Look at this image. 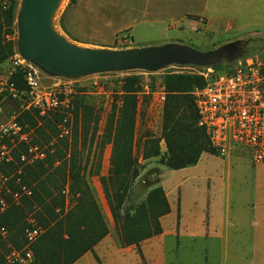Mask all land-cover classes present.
<instances>
[{"label": "rangeland", "instance_id": "1", "mask_svg": "<svg viewBox=\"0 0 264 264\" xmlns=\"http://www.w3.org/2000/svg\"><path fill=\"white\" fill-rule=\"evenodd\" d=\"M29 1L18 0L11 36L15 55L0 65V137L10 130L14 135L20 131L16 128L20 114L37 110L36 106L57 105L61 95L82 96L100 115L99 146L96 142L80 152L89 164L86 179L109 234L79 264H99L97 259L101 264H155L154 252L159 249L163 252L159 264L248 263L250 220L254 206L264 204V167L253 164L251 158L239 162L205 154L198 165L174 171L161 162L167 152L164 143L159 158L145 161L143 151L148 134H162L167 75L225 73L246 61L264 58V0H59L49 16V28L76 48L116 54L172 48L153 68H97L83 74L68 73L56 62L23 53V13ZM218 63L223 66L216 68ZM18 69L26 72L29 90L14 94L10 78ZM130 76L141 79L142 92L136 132L138 176L126 207L134 209L152 190L163 188L175 212L163 220V236L123 249L101 182L110 172L113 152L112 143L102 142V137L114 104L119 103L123 81ZM67 134L71 137L72 131L62 132V136ZM19 139L27 140V136ZM9 153L0 148L1 156ZM237 164L247 171L243 180L236 176ZM181 214L189 229L182 230ZM208 217L209 233L222 239L211 241L206 259ZM191 235L199 239L194 245L189 241ZM144 249L152 252L149 260L140 257ZM15 252L22 255L24 250Z\"/></svg>", "mask_w": 264, "mask_h": 264}, {"label": "trees", "instance_id": "2", "mask_svg": "<svg viewBox=\"0 0 264 264\" xmlns=\"http://www.w3.org/2000/svg\"><path fill=\"white\" fill-rule=\"evenodd\" d=\"M17 7L18 0H1L0 65L15 55L11 36ZM25 75L18 69L10 78L19 93L29 90ZM205 84L202 75L165 77L162 134L146 136L145 161L162 156V143L167 152L161 162L174 171L198 165L204 154L217 155L199 126L193 96L194 90ZM141 92L139 77L124 79L119 103L114 104L102 137V142L112 143L113 152L110 172L101 182L123 249L140 247L162 235V219L172 212L163 188L152 190L134 209L126 207L138 176L136 132ZM2 100L0 95V104ZM60 100L68 101V107L44 115L35 109L23 112L16 119L20 131L0 137V148L10 151L0 155V264H13L10 259L16 250H30L34 256L31 264H76L94 253L109 234L86 179L89 164L80 152L96 142L99 146L100 115L77 94L62 95ZM67 130L72 131L71 137L62 136ZM25 135L27 140L21 141L19 137ZM34 149L36 153H31ZM38 153L43 157L37 158ZM34 228L42 234L30 244L26 232Z\"/></svg>", "mask_w": 264, "mask_h": 264}, {"label": "built area", "instance_id": "3", "mask_svg": "<svg viewBox=\"0 0 264 264\" xmlns=\"http://www.w3.org/2000/svg\"><path fill=\"white\" fill-rule=\"evenodd\" d=\"M201 75L206 84L193 92L199 126L206 131L217 155L226 158L234 149H249L253 164L264 167V58L246 61L225 73ZM29 80L32 86V79ZM10 88L14 94L19 93L13 85ZM165 96L164 92V101ZM60 98L57 105L52 103L53 106L36 108L43 114L68 107V101L62 102ZM36 151L31 150V153ZM38 157L43 155L38 153ZM41 234V229L34 228L26 232V237L33 244ZM12 254L10 262L13 264H31L34 261L30 250H24L22 255Z\"/></svg>", "mask_w": 264, "mask_h": 264}, {"label": "water", "instance_id": "4", "mask_svg": "<svg viewBox=\"0 0 264 264\" xmlns=\"http://www.w3.org/2000/svg\"><path fill=\"white\" fill-rule=\"evenodd\" d=\"M59 0H30L23 13L24 54H36L58 63L71 74H83L97 68L145 66L153 68L172 48L136 51L124 54L91 52L76 48L49 28V16ZM177 49V48H176ZM180 51L185 49L179 48Z\"/></svg>", "mask_w": 264, "mask_h": 264}, {"label": "crops", "instance_id": "5", "mask_svg": "<svg viewBox=\"0 0 264 264\" xmlns=\"http://www.w3.org/2000/svg\"><path fill=\"white\" fill-rule=\"evenodd\" d=\"M205 155V154H204ZM228 158H234L236 160H238L239 162H244V161H248L249 158H251V152L249 149H234L232 150L231 154L227 156ZM226 157V158H227ZM194 167V166H193ZM185 170V169H184ZM181 171V170H180ZM232 171V170H231ZM247 173L246 169L244 168V166L238 165L236 166V176L239 178V180H243L244 179V175ZM229 175L230 171H229ZM173 205L171 204V208H172V212L170 215L166 216L165 218L172 216L175 212V208L172 207ZM256 207V208H255ZM180 210V208H179ZM253 214H252V218L250 220V228H251V249H250V261L246 264H264V204H258L257 206H254V210H253ZM182 215V214H181ZM162 219V227L164 229V232L162 235L152 238L148 241H152L154 239H157L161 236H163L165 234V224L163 223ZM183 221V215H182V219L181 222ZM182 230H184V228L189 229L188 225L183 224L182 222ZM210 223H209V217L206 220V226H205V231L208 235V241H209V245L206 247L205 250V256L206 259L209 258L210 256V246H211V241L214 239H222L219 236H211V233H209L210 231ZM198 236L196 235H191L190 237V243L191 244H196L198 242ZM146 241V242H148ZM144 242V243H146ZM142 256L140 255L141 258H150V255L152 254V252L150 250H145L141 252ZM227 252L224 251V254H226ZM90 255H92L91 253L87 254L85 257H83L79 262H77L76 264H79L80 262H82L84 259L88 258ZM157 257H159V259H157ZM162 257H163V252L161 249H159L158 251L154 252V259H155V264H159L162 262ZM226 264V263H225Z\"/></svg>", "mask_w": 264, "mask_h": 264}]
</instances>
